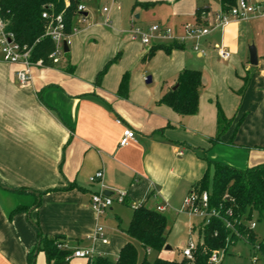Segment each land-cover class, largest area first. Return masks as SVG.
<instances>
[{"label":"crops","instance_id":"1","mask_svg":"<svg viewBox=\"0 0 264 264\" xmlns=\"http://www.w3.org/2000/svg\"><path fill=\"white\" fill-rule=\"evenodd\" d=\"M90 1L80 2L85 10L74 17L77 31L70 36L68 54L56 64L33 67L28 83L16 82L21 66L3 61L0 54V264H29L37 231L28 215L43 234L65 235L69 248L103 255L99 252L109 243L105 229L106 243L85 236L113 210L119 193L125 194L122 203L131 209L141 203L163 206L171 229L184 197L206 171L212 172L207 160L237 169L264 163V12L230 16L221 28L214 21L215 13L222 11L219 0L213 6L208 0H113L110 10L102 7L103 19L85 26ZM136 1L147 6L134 7ZM248 2L264 5V0ZM199 8L206 9L200 18ZM136 11L137 21L127 17ZM147 19L169 27L172 34L156 38L152 45L177 40L182 48L169 53L158 49L141 63L152 45L133 37L131 23ZM186 22L207 25L210 33L196 42L185 35ZM251 45L255 65L250 63ZM219 48L228 53L226 58ZM117 54L96 83L99 71ZM184 68L202 72L198 110L189 116L157 103ZM124 74L127 84L120 88ZM217 105L232 121L212 144ZM125 128L134 131L135 140L120 146ZM98 170L103 172L102 187L89 181ZM70 183L75 187L65 189ZM50 188L57 190L43 193L35 207L36 196L30 191ZM100 188L114 201L98 216L89 199ZM199 224L193 221L189 229L197 233V241ZM127 241L117 243L109 258L115 259ZM160 252L157 256L163 258ZM35 264H47L42 251L36 253ZM67 264H87V259L72 256Z\"/></svg>","mask_w":264,"mask_h":264},{"label":"trees","instance_id":"2","mask_svg":"<svg viewBox=\"0 0 264 264\" xmlns=\"http://www.w3.org/2000/svg\"><path fill=\"white\" fill-rule=\"evenodd\" d=\"M0 0V13L7 21L6 29L12 31L20 43L33 44L31 59H42L46 66L52 65L48 54L53 50L54 43L48 36H43L45 20L42 12L48 10L54 14L63 12L65 31L70 32L74 25V17L78 15L77 6L82 0ZM221 10L228 11L235 5L236 0H219ZM135 6H147V3L136 1ZM204 8L197 10V17L205 14ZM179 41L173 40L170 43L154 44L142 56L141 63H146L158 49L169 53L172 49H181ZM66 55L68 52L65 53ZM119 54L107 61L101 71L97 74L96 83L108 69L117 61ZM127 74H124L120 88L127 84ZM176 88L171 87L165 91L157 103L171 107L176 113L182 116L193 115L198 110V99L202 88V72L198 69L184 68L177 77ZM243 89V88H242ZM241 89V91H242ZM231 119L226 118L222 109L217 105V132L216 136L210 139L212 144L220 141L221 135L231 124ZM239 120L234 128V133L240 124ZM230 142H232L230 140ZM212 166V172L206 171L202 178L196 182L192 189L197 194L206 191L210 208L218 210L220 217H212L209 223L199 225V241L193 251V258L182 257L179 260H167L156 256L153 260L146 258L147 251H155L157 254L167 244V237L170 232L167 216L149 208L145 203L132 206V215L129 224L124 232L146 250L145 255L140 259L137 247L131 241H127L119 250L115 259L108 256L94 254L87 264H209L211 251L223 249L226 253L229 247L235 244V240L244 239L252 245L253 252L264 259V234L257 239L254 228H250V222L264 223V163L251 166L245 169H237L219 161L207 160ZM75 187L70 183L67 188ZM16 189V188H15ZM82 189V188H79ZM16 190L24 191V188ZM57 190L50 188L42 192H33L36 196L35 207L40 204V197L43 193ZM125 198L123 199V202ZM126 203V202H125ZM14 209L12 212L19 210ZM231 210V214L227 213ZM29 220L37 231V243L35 248L28 254V263L35 264V251H42L47 264H67L73 253V249L59 246L66 244L68 239L63 234L45 235L42 233L38 221H34L30 215ZM224 219L232 224V228L226 227Z\"/></svg>","mask_w":264,"mask_h":264},{"label":"built area","instance_id":"3","mask_svg":"<svg viewBox=\"0 0 264 264\" xmlns=\"http://www.w3.org/2000/svg\"><path fill=\"white\" fill-rule=\"evenodd\" d=\"M66 6L69 5V1L66 0ZM85 10L83 4H78L77 12L82 14ZM107 11V8H103ZM257 10L264 12V5L261 4H251L248 0H237L234 6H232L227 12L218 11L214 15L215 24L219 25L221 28L224 27L230 21V16L235 18H246L248 14L254 13ZM42 18L45 20V30L43 36H48L54 43L53 50L48 54L52 64H56L65 55L63 48V42L65 41L67 45L70 43V36L72 33L77 31L76 26H72L71 31L68 33L65 31V24L63 20V12L54 14L45 10L42 12ZM80 18L83 19L82 15ZM108 22V19L106 20ZM7 21L3 18L0 13V54L2 60L8 63L19 64L20 69L15 72L16 82L19 84H26L32 78L31 70L35 66H44L42 59L32 60L31 54L33 49V44L20 43L16 40L15 35L12 31L6 29ZM183 30L187 37L193 38L198 42L202 37L210 33L211 28L207 25H203L200 22H186L183 24ZM131 32L134 38H138L143 44L149 45L151 41L156 38L169 39L171 38V29L162 24H152L146 30L141 29L136 26L133 22L131 23ZM197 49V45L195 46ZM221 57L226 58L228 53L219 48L218 50ZM135 140V133L130 128H125L123 130L122 137L120 139V146L127 145L130 141ZM103 177V172L101 170L96 171L94 174L89 176L90 182H99L100 187H102L100 180ZM125 194L123 192L119 193L116 197L117 201L123 202ZM114 198L111 195H107L103 192L102 188L98 192H94L90 195L89 204L92 210L101 216L104 214L112 205ZM139 205V204H137ZM134 205V206H137ZM156 210L162 212L164 210L163 206H157ZM180 211L195 215L200 218V224L205 225L209 223L212 217H220L218 210L210 208L208 204V194L203 191L201 194H197L193 190L184 197ZM227 213L230 215L232 212L228 210ZM226 227L232 228L231 222L227 219L223 220ZM199 224V225H200ZM250 228L256 227V222L251 221ZM233 229V228H232ZM86 239L91 240H101L103 243L107 242V238L104 233V229L101 225L96 226L95 230L91 234L85 236ZM198 242V241H197ZM197 242L189 239L185 246L180 249L182 257L191 259L193 258V251L197 246ZM61 247H66V244H60ZM223 249H215L211 251L209 256V262L212 264H219L224 257ZM94 253L92 249H75L71 254V257H80L90 260Z\"/></svg>","mask_w":264,"mask_h":264},{"label":"rangeland","instance_id":"4","mask_svg":"<svg viewBox=\"0 0 264 264\" xmlns=\"http://www.w3.org/2000/svg\"><path fill=\"white\" fill-rule=\"evenodd\" d=\"M113 0H94L88 3L89 9V20L82 25H88L95 21L101 20L103 18L100 17V13L102 12V7H106L110 10ZM213 6L217 3V0H208ZM123 13V12H121ZM136 12H132V14H128L127 17L130 19H136L134 17ZM107 14V13H106ZM103 17L105 14L103 13ZM123 22L126 27V14L123 13ZM143 18V17H142ZM137 21V20H134ZM141 29L146 30L150 25L154 22L152 20H146L144 22H135ZM81 25V26H82ZM136 25V26H137ZM151 43H155L151 41ZM148 46H151L152 44ZM131 207L123 204L120 201H115L113 203V210L110 211L109 215L104 216L101 218L99 223L103 226L106 231V235L108 236L109 243L108 245L102 249L99 253L111 257V251L113 248H116L117 243L122 241L123 239L128 238V240L132 241L135 246L137 247L139 258L141 259L146 250L133 238L129 237L125 232L122 231L123 228H126L130 217H131ZM119 219L116 218V215ZM200 220L199 217L195 215H191L188 213H179L176 217V222L173 224L170 232L168 234V244L170 245V250H164L160 253L163 255V259L167 260H179L180 254L178 249L182 248L183 245L188 241L190 238L191 240L197 241V233L194 232L190 234V225L194 221ZM255 232L257 233V239H260L264 234V223H257L256 227L254 228ZM107 249V250H106ZM161 255V256H162ZM157 256L155 251H147L146 258L148 260H153ZM219 264H264V259H262L258 254H255L252 249V245L249 244L244 239L235 240V244L231 245L227 252L224 254L223 259Z\"/></svg>","mask_w":264,"mask_h":264},{"label":"water","instance_id":"5","mask_svg":"<svg viewBox=\"0 0 264 264\" xmlns=\"http://www.w3.org/2000/svg\"><path fill=\"white\" fill-rule=\"evenodd\" d=\"M63 48H64V51L65 52H68L69 51L68 45H67V43L65 41L63 42ZM249 56H250V63L252 65H255L256 62H257V59H256V50H255V48H254L253 45L249 46ZM150 81H151V77L150 76H147L146 83H149ZM176 86L177 85H174L173 88H176ZM105 194L110 195L107 192H105ZM165 248L166 249L167 248H170V246L169 245H166ZM35 254H36V251H35ZM209 264H212V263H209Z\"/></svg>","mask_w":264,"mask_h":264}]
</instances>
